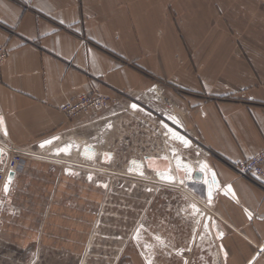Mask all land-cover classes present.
Returning <instances> with one entry per match:
<instances>
[{
  "label": "crops",
  "instance_id": "obj_1",
  "mask_svg": "<svg viewBox=\"0 0 264 264\" xmlns=\"http://www.w3.org/2000/svg\"><path fill=\"white\" fill-rule=\"evenodd\" d=\"M0 45L9 50L0 83L7 133L39 155L15 174L9 192L0 184L7 246L24 253L37 244L66 251L81 244L104 187L88 179L91 162L79 150L107 142L115 116L160 88L181 121L167 116L168 123L191 141L185 148L169 140L177 154L194 149L197 163L208 162L236 194L222 189L207 203L225 233H209L221 259L215 264H264V176L251 179L236 168L264 150V0H0ZM93 90L118 102L74 119L61 111ZM69 143L68 153L55 152Z\"/></svg>",
  "mask_w": 264,
  "mask_h": 264
},
{
  "label": "rangeland",
  "instance_id": "obj_2",
  "mask_svg": "<svg viewBox=\"0 0 264 264\" xmlns=\"http://www.w3.org/2000/svg\"><path fill=\"white\" fill-rule=\"evenodd\" d=\"M146 97L141 101L142 105L137 103L140 110H130V114L124 116L115 114L114 132L107 142H101L103 145L94 142L102 155L96 162H91L93 181L107 187L103 186L98 196H94L92 213L85 229L87 236L81 244L72 251L59 250L56 244L53 247L52 244H37L21 253L0 239V264H145L141 254L145 251L141 247L145 242L153 246L147 253L154 255V264H184V261L189 264L219 263L221 259L214 255L212 235L208 234L203 239L197 235L203 233L205 220L199 215L193 216L190 207L194 203L205 217H210L206 199L195 193L185 180L183 184L162 181L156 170H165L167 163L161 157L151 156L153 159L144 169L130 167V158L154 149L164 151L166 146L161 134L152 139L149 129L172 114L161 100L148 103ZM181 149L179 156L196 168L199 164L195 150ZM105 153H109L111 158L103 160ZM154 160L166 166L158 168L160 165L156 166ZM100 166L107 169L102 174L95 168ZM140 171H143V176L139 175ZM173 176L179 181L176 174ZM197 219H201L200 224L196 223ZM141 225L143 231L139 241H135L132 237ZM156 236L164 239L168 247L162 248L157 244ZM180 249L190 251L186 250L182 256Z\"/></svg>",
  "mask_w": 264,
  "mask_h": 264
},
{
  "label": "built area",
  "instance_id": "obj_3",
  "mask_svg": "<svg viewBox=\"0 0 264 264\" xmlns=\"http://www.w3.org/2000/svg\"><path fill=\"white\" fill-rule=\"evenodd\" d=\"M8 56H9V50H8L7 46L0 45V83L2 82V79H3V71H2L3 66L6 63ZM160 95H162V90L160 88H157L156 92L153 90L147 91V93L145 92L144 95L141 94L137 98L133 99V102L139 103L142 105L141 101L146 96L147 97L145 99L148 100V103H150L152 100L155 101L158 99L161 100V102L163 104L168 102L164 97H161ZM117 102H118V100L116 98H113L112 96H110L108 94H104L98 90H93V91L81 94L74 99L68 100L61 107V111L68 118L74 119V118L80 117L84 114H88V113H92V112H99V111L105 110L108 106H110L112 104H116ZM148 106L149 107H147V108H148V110H150L151 106L149 104H148ZM127 114H130V111ZM0 115H2L1 112H0ZM122 116H124V115H122ZM116 117L117 116H115V118ZM120 118H122V117H120ZM164 120H163V123L170 124V123H168L169 121L166 118H164ZM161 123L162 122H160L158 126H152L149 129V131H150L149 136L152 137V139L156 138V136H159V133H160L162 140H163L164 136L162 135V131L160 129L162 126ZM170 125H172V124H170ZM155 140L156 139H154L153 142H155ZM163 142L166 144V146H164V151H160L159 149H154L153 151H150L147 154H144L142 156L141 155L136 156L133 158L140 159L145 163L147 157L168 156V161L170 163L171 172L175 175L176 174V170L174 168L175 159L173 158V156L171 154V149L173 148L172 147L173 145L169 142V140H163ZM0 149H3V155L0 156V184H3L4 182H6V180L8 178V174L11 171L15 172L16 174L21 172L24 169L25 164H26L28 159L37 158L39 156L36 153V151L33 150L32 146H28V147L19 146L10 138L8 133H7V135H4L2 130H0ZM99 155H100V153L97 152L96 157ZM102 157L104 158V156H102ZM83 159H85L87 164L88 163L90 164V162L95 160V157H94V159H88L86 157H84ZM90 160H92V161H90ZM130 160H131V158H130ZM130 160H129V163H130ZM91 164L89 166H91V168H92ZM130 167L132 168L134 166H132L130 164ZM236 168L245 177H248L251 179H257V178L263 177L264 176V150H262L261 152L249 157L248 159H246L244 162H242ZM192 169H195V168L192 167ZM253 173H255L256 175H253ZM186 176H187V178L185 181L188 183V181L192 178V174L187 173Z\"/></svg>",
  "mask_w": 264,
  "mask_h": 264
},
{
  "label": "snow or ice",
  "instance_id": "obj_4",
  "mask_svg": "<svg viewBox=\"0 0 264 264\" xmlns=\"http://www.w3.org/2000/svg\"><path fill=\"white\" fill-rule=\"evenodd\" d=\"M153 91H155V89H153ZM131 108L134 110H140L139 105L135 102L131 103ZM168 119L170 121H172V123L174 125H179L181 124V121H179L175 116L173 115H169ZM108 127L111 128L112 125L108 124ZM162 135L167 138L170 141H178L181 145H183L185 148H189L191 146V141L187 138L186 135L181 134L180 131L176 130L173 127H169L168 124L163 123L162 122ZM0 130L3 131L4 135H7V129H6V125H5V121L2 115H0ZM59 137H51L49 139H45L42 142H40L39 147L40 148H45L46 146L52 145L54 141H58ZM72 144H65L62 147H59L57 149H55V152L57 154L59 153H68L70 151V149L72 148ZM84 154L86 156H89V158L91 159L92 156L90 155V148L89 147H85L84 148ZM171 154L173 156V158L175 159V163H176V168L177 170H181L183 169L184 172L190 173L192 171V167L189 164H186L182 161L181 157L177 154V150L173 147L171 149ZM3 155V149H0V156ZM105 158L106 159H110V154L105 153ZM150 161L153 159L151 157L148 158ZM161 159L167 160L168 156H162ZM200 163V167H199V171L203 172V173H208L210 175V179H205L203 182L205 185H207V203L209 205L212 204L213 199H214V195L216 193V191L221 189V185L220 182L217 179V174L211 170L210 166L208 165V163L206 161H201ZM132 164L135 165L136 167H140V165L137 163V161L133 160ZM129 171H131V169H129ZM72 175H76V173H71ZM156 174L157 176L165 182L168 183H174V182H178L180 184L184 183V180L181 179L179 181L176 180V177L173 176L171 174V169H165V170H156ZM139 175L143 176L144 173L143 171H140ZM253 175H256L255 173H253ZM190 178V177H189ZM89 180H92V176L89 175L88 177ZM11 176L8 177L7 182H5V184L3 185V190L5 193L9 192V185L11 183ZM105 188L107 187V185H103ZM224 189V194L225 195H231V197L233 199H236V194L232 188V186L229 185H224L223 186ZM149 191H151V189H149ZM191 210H192V215L193 216H197L199 215L202 219L205 220V222L203 223V233H197V235H201V239H203L204 236L208 235L213 229H215V233L214 236L216 239H222L225 235V233L221 230L220 225L217 224L215 222V220L212 219V217H205L204 213L197 207L196 204H192L191 206ZM247 216L249 219L253 218V213L251 211H248L247 209H245ZM197 224L201 223V219H197L196 220ZM143 231V225H141L139 228H137L135 230V235L132 237L133 240L135 241H139L140 239V233ZM155 241L157 244H159L162 248H167L168 245L166 244V242L164 241V239H162L160 236H156L155 237ZM192 243H194V241H192ZM142 249H144L145 251H143L141 254L143 256L144 262L145 264H154V255H149L147 253V250L152 248L153 246L147 242H145L144 244L141 245ZM220 250L224 251L223 249V245H220ZM188 250L190 251V249H180L179 254L180 255H184V252ZM262 252H264V249H261ZM225 258L227 256V253L224 252ZM184 264H189L188 261H184ZM249 264H255V258H253L252 261L249 262Z\"/></svg>",
  "mask_w": 264,
  "mask_h": 264
},
{
  "label": "water",
  "instance_id": "obj_5",
  "mask_svg": "<svg viewBox=\"0 0 264 264\" xmlns=\"http://www.w3.org/2000/svg\"><path fill=\"white\" fill-rule=\"evenodd\" d=\"M168 125H169V127H173V126L170 125V124H168ZM173 128H175V127H173ZM175 129H176V128H175ZM176 130H177V129H176ZM85 147H89V148H90V155L92 156L91 159H94V157H95V155H96V149H95L94 147L90 146V145H84V146L79 150L81 156L90 159L89 156H86V155L84 154V148H85ZM108 154H109V153H108ZM148 158H149V157L146 158L145 163H144L142 160H140V159L131 158V160H130V164H131L132 166L136 167L135 165L132 164V161L135 160V161H137V163L140 165V167H136V168H138V169H144V168H145V165H148V161H149ZM182 161H183L184 163H186V164L191 165V163H190L188 160H183V159H182ZM207 163H208V162H207ZM208 165H209V163H208ZM209 166H210V165H209ZM191 167H192V165H191ZM199 167H200V164H199L195 169H192V171L190 172V173L192 174V178L188 181V183H190V185L193 187V190L195 191V193H197V194H198L199 196H201L202 198L207 199V185H205L203 181H204L205 179H210V175H209L208 173L200 172V171H199ZM169 168H170V166L168 165V166H167V169H169ZM174 168H175L176 173H177V178H178L179 180H181V179L186 180V178H187L186 175H187V174L184 172V170H183V169H181V170H177V168H176V163L174 164ZM210 168H211V170H213V171L217 174L216 170H214L211 166H210ZM15 174H16V173L13 172V171H11V172L8 174V177L11 176V181L14 179ZM217 179H218V181L220 182V180H219V178H218V175H217ZM7 180H8V178H7ZM10 184H11V183H10ZM220 185L222 186L221 182H220ZM222 187H223V186H222ZM222 187H221L220 190L223 189ZM220 190H218V191H220ZM216 192H217V191H216ZM210 217H211V216H210Z\"/></svg>",
  "mask_w": 264,
  "mask_h": 264
},
{
  "label": "bare ground",
  "instance_id": "obj_6",
  "mask_svg": "<svg viewBox=\"0 0 264 264\" xmlns=\"http://www.w3.org/2000/svg\"><path fill=\"white\" fill-rule=\"evenodd\" d=\"M90 146H91V145H90ZM92 147H94V146H92ZM97 147H98V146H97ZM97 147H94V148L96 149V153H97V152L100 153V147H99V149H98Z\"/></svg>",
  "mask_w": 264,
  "mask_h": 264
}]
</instances>
